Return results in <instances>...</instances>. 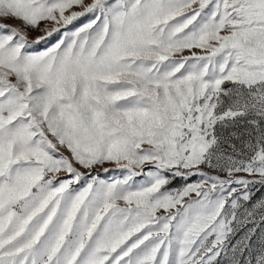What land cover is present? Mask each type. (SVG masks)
Returning <instances> with one entry per match:
<instances>
[{
	"label": "snow or ice",
	"instance_id": "6c2138e0",
	"mask_svg": "<svg viewBox=\"0 0 264 264\" xmlns=\"http://www.w3.org/2000/svg\"><path fill=\"white\" fill-rule=\"evenodd\" d=\"M0 264H264V0H0Z\"/></svg>",
	"mask_w": 264,
	"mask_h": 264
},
{
	"label": "rangeland",
	"instance_id": "374dc122",
	"mask_svg": "<svg viewBox=\"0 0 264 264\" xmlns=\"http://www.w3.org/2000/svg\"><path fill=\"white\" fill-rule=\"evenodd\" d=\"M34 35H35V33H34ZM112 175H119V173L118 172H116V173H109V174H104V173H102L101 172V178H105V179H107V178H110V176H112ZM195 179V178H194ZM182 181H176L175 182V184L173 185V187H179V186H181L182 185ZM258 231H259V229H258Z\"/></svg>",
	"mask_w": 264,
	"mask_h": 264
}]
</instances>
